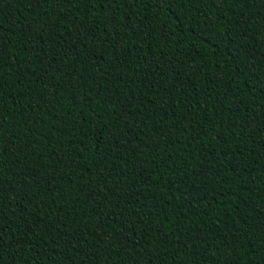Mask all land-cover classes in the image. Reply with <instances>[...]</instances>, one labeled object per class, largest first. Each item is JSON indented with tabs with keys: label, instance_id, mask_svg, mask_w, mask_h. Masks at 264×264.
<instances>
[{
	"label": "trees",
	"instance_id": "16d2710c",
	"mask_svg": "<svg viewBox=\"0 0 264 264\" xmlns=\"http://www.w3.org/2000/svg\"><path fill=\"white\" fill-rule=\"evenodd\" d=\"M167 8L0 0V264H259L264 0L255 19L224 0ZM239 33L249 79L225 39Z\"/></svg>",
	"mask_w": 264,
	"mask_h": 264
},
{
	"label": "snow or ice",
	"instance_id": "6c2138e0",
	"mask_svg": "<svg viewBox=\"0 0 264 264\" xmlns=\"http://www.w3.org/2000/svg\"><path fill=\"white\" fill-rule=\"evenodd\" d=\"M40 2L41 3H47V4H51L53 2L64 4V3H79L80 0H40ZM100 2L102 3L103 6H107V3L109 2V0H100ZM110 2L116 3L117 5L119 4V0H110ZM130 2H133V0H130ZM153 2L158 7H160L161 10L167 11L168 10L167 6L171 3V0H153ZM224 2L230 3L235 10L240 11L242 13H245L249 19H255V15L253 14V5L256 3V0H224ZM233 15H236V11L233 12ZM258 23H260V22L258 21ZM260 27L264 28V23H260ZM113 32L115 34L112 35V38L108 39L106 37L105 42H102V43H106L108 46L113 47L117 53H120L123 51V49L121 47H119V39H118L119 32L116 29H113ZM243 36H244V33H239L235 37H233L231 34H228L225 36V39L231 41L233 45H237V41L239 39H241ZM28 43H32V41L29 40ZM47 43H48V41H45V44H47ZM53 43H54V40H53ZM65 43H66V41H65ZM61 47H63V45H61ZM237 53H238L237 55L232 56V60L236 66V70H239L242 67L247 68V64L245 62V56L249 55V53L247 52L246 49H242L238 45H237ZM44 56L46 58L50 57L51 59H55V54L49 52L47 49L44 50ZM51 59H50L49 63H51ZM40 63L43 64L44 60L43 59L40 60ZM97 67H100V66L97 65ZM253 67H255V65H253ZM101 71H103L102 68H101ZM251 71H252L251 68H247V71H239V75H240L241 79H249ZM62 73L67 74L69 76L70 80L76 79V77H77V73L74 71H71L70 66L62 67L60 69V71L57 73V75H60ZM52 80H55V76L52 77ZM65 83H67V81H65ZM4 88H5V84L3 82V76H0V93H2L4 91ZM65 91H67V89H65ZM83 91L87 92L88 88L85 87L83 89ZM58 96H59V93L57 92V98H58ZM43 98H44L43 95H41V100ZM45 103L50 104V103H52V100L47 99L45 101ZM35 106L40 107V100L36 101ZM3 130H4V125L2 123H0V170H3V168L7 165L8 159L10 156V150L6 147V145L9 143V141L5 138ZM234 170L237 171V173H239L242 170V168L239 164H236V165H234ZM34 179H36L37 181L39 180L38 177H34ZM2 184H3V181H0V229L3 228L4 219H5V208L7 207L3 203V187H2ZM15 195H19V194L16 193ZM25 195H26V193H25ZM36 207L39 208L40 205H36ZM25 211H27V209H25ZM13 215H15V213H13ZM41 223H42V221L40 220L39 216H37L35 218V221H34L33 230H35L36 228H39ZM20 226H23V224L21 223ZM248 227L250 230H252L253 234L257 230L255 227V222L249 224ZM9 231H10V229L8 231H0V241L3 240L5 235L9 234ZM259 231L264 232V220L261 221V226L259 228ZM73 239H75V237H73ZM58 241H59V237H57L54 240V243H56ZM77 242H79V241H77ZM129 242H131V241H129ZM261 252H264V247L261 248ZM149 264H153V261H149ZM252 264H257V262L253 261ZM259 264H264V255L260 256Z\"/></svg>",
	"mask_w": 264,
	"mask_h": 264
}]
</instances>
